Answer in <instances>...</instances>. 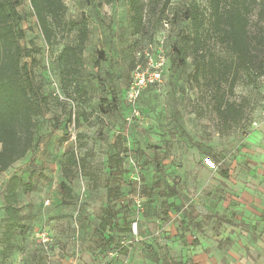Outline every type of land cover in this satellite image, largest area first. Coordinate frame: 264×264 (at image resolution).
Returning <instances> with one entry per match:
<instances>
[{"label": "rangeland", "instance_id": "obj_1", "mask_svg": "<svg viewBox=\"0 0 264 264\" xmlns=\"http://www.w3.org/2000/svg\"><path fill=\"white\" fill-rule=\"evenodd\" d=\"M16 1L22 44L39 50L35 75L51 97L36 118L37 144L0 173V264H264V75L243 73L227 93L244 118L222 134L213 90L191 76L192 59L172 64L179 33L192 31L177 11L208 1L142 0L136 33L128 0H66L67 20L86 18L90 28L82 75L68 89L58 56L77 31L61 25L49 46L30 0ZM160 61L162 82L130 101L136 66ZM13 175L33 190L19 191L28 231L6 252Z\"/></svg>", "mask_w": 264, "mask_h": 264}, {"label": "trees", "instance_id": "obj_2", "mask_svg": "<svg viewBox=\"0 0 264 264\" xmlns=\"http://www.w3.org/2000/svg\"><path fill=\"white\" fill-rule=\"evenodd\" d=\"M207 1L206 7L192 1L177 11V17L189 21L192 31L179 33L172 64L178 67L192 59L191 76L196 81L202 79L213 90L219 131L228 134L244 118V109L227 98V93H233L243 73L264 75V0ZM30 2L49 46L55 44L61 25L77 31L75 41L67 44L58 56L63 86H77L90 36L87 19L67 20L66 0ZM128 2L135 31L140 33L145 25V5L142 0ZM18 5L16 0H0V173L23 159L37 144L36 118L44 114L51 97L35 75V53L39 50L22 44L26 31L21 26ZM163 21L170 24L171 19ZM70 163L77 165L73 154ZM63 187L67 196L72 197L71 189L65 183ZM20 189L31 192L32 180L26 182L21 176H11L4 193L6 223L1 238L6 252L13 249L18 234L28 231L19 208ZM114 217L109 213L101 228L106 229Z\"/></svg>", "mask_w": 264, "mask_h": 264}, {"label": "built area", "instance_id": "obj_3", "mask_svg": "<svg viewBox=\"0 0 264 264\" xmlns=\"http://www.w3.org/2000/svg\"><path fill=\"white\" fill-rule=\"evenodd\" d=\"M166 26L169 24L166 23ZM163 62L160 61L158 64H139L134 72L133 81L129 89L130 101H136L139 99L142 91L150 84L162 82L163 79ZM139 115V112L136 111Z\"/></svg>", "mask_w": 264, "mask_h": 264}]
</instances>
